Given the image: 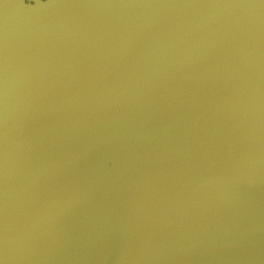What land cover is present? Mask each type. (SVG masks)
Returning a JSON list of instances; mask_svg holds the SVG:
<instances>
[{
  "label": "water",
  "instance_id": "water-1",
  "mask_svg": "<svg viewBox=\"0 0 264 264\" xmlns=\"http://www.w3.org/2000/svg\"><path fill=\"white\" fill-rule=\"evenodd\" d=\"M0 264H264V0H0Z\"/></svg>",
  "mask_w": 264,
  "mask_h": 264
},
{
  "label": "clouds",
  "instance_id": "clouds-1",
  "mask_svg": "<svg viewBox=\"0 0 264 264\" xmlns=\"http://www.w3.org/2000/svg\"><path fill=\"white\" fill-rule=\"evenodd\" d=\"M44 2H46V0H41V3H44Z\"/></svg>",
  "mask_w": 264,
  "mask_h": 264
}]
</instances>
